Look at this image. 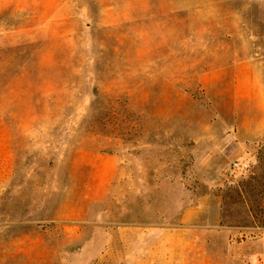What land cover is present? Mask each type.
I'll list each match as a JSON object with an SVG mask.
<instances>
[{"label":"rangeland","instance_id":"1","mask_svg":"<svg viewBox=\"0 0 264 264\" xmlns=\"http://www.w3.org/2000/svg\"><path fill=\"white\" fill-rule=\"evenodd\" d=\"M263 234L264 0H0V264H264Z\"/></svg>","mask_w":264,"mask_h":264},{"label":"crops","instance_id":"2","mask_svg":"<svg viewBox=\"0 0 264 264\" xmlns=\"http://www.w3.org/2000/svg\"><path fill=\"white\" fill-rule=\"evenodd\" d=\"M188 234H182V233H173V234H170L169 236H164L165 238H169L170 240H178L179 242H182V241H186L188 240ZM203 241V238L202 236L199 234V251L202 252L204 250V246H203V243H201ZM259 241L262 245L260 251L258 253H253V254H250L249 255V260L253 262V260H256L258 259V256L260 257H263L264 256V234L259 238ZM182 245V243H181ZM174 248H175V245H174ZM175 250L173 249V252ZM244 260V259H243ZM199 264H203V258L202 256L199 257ZM245 264H248V263H245ZM254 264V263H252Z\"/></svg>","mask_w":264,"mask_h":264}]
</instances>
